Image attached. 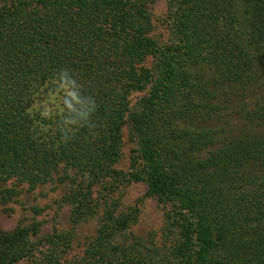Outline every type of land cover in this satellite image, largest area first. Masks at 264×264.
Returning a JSON list of instances; mask_svg holds the SVG:
<instances>
[{
  "label": "trees",
  "instance_id": "trees-1",
  "mask_svg": "<svg viewBox=\"0 0 264 264\" xmlns=\"http://www.w3.org/2000/svg\"><path fill=\"white\" fill-rule=\"evenodd\" d=\"M1 1L0 196L61 173L73 222L92 216L95 188L106 204L124 178L127 124L131 176L163 216L157 243L108 205L82 255L56 234L37 264H264V0H166L162 43L141 0ZM38 229L0 232V264Z\"/></svg>",
  "mask_w": 264,
  "mask_h": 264
},
{
  "label": "rangeland",
  "instance_id": "rangeland-1",
  "mask_svg": "<svg viewBox=\"0 0 264 264\" xmlns=\"http://www.w3.org/2000/svg\"><path fill=\"white\" fill-rule=\"evenodd\" d=\"M141 1L147 6L151 15L150 35L158 43L164 42L167 38L166 0ZM1 4L0 0V6ZM150 60L149 56L144 65L148 66ZM257 62L259 70H263L264 47L257 56ZM142 94L143 90L133 91L129 95V105L134 104ZM61 101H63L62 95L50 93L40 105L43 111H49ZM36 107H39V104ZM122 134V154L115 167L123 172L124 178L117 182L116 188L107 197L106 204L102 197L105 192L103 188H95L94 196L98 200V208L92 216L73 222L72 205L64 198L69 191V184L67 181H58L61 173L55 174L50 181L33 188H28L26 183L8 184V189L12 190L0 196V232L11 231L32 223H37L39 228L36 234L30 235V240L35 244L32 254L16 264H37L43 249L49 245L45 242V238L55 237L56 234L62 235L59 238L58 247L65 250L63 253L65 259L69 260L82 255L87 241L95 235L108 205L113 211L114 218L130 217L128 232L143 238L152 236L157 243H160L163 224L162 209L157 200L147 194L145 183L131 176V155L135 146L129 136L127 124L123 126Z\"/></svg>",
  "mask_w": 264,
  "mask_h": 264
}]
</instances>
